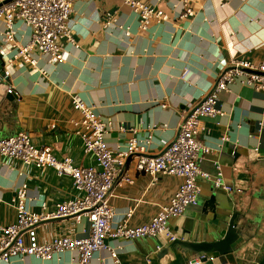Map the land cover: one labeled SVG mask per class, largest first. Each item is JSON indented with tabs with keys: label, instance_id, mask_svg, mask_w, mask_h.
Returning a JSON list of instances; mask_svg holds the SVG:
<instances>
[{
	"label": "crops",
	"instance_id": "crops-1",
	"mask_svg": "<svg viewBox=\"0 0 264 264\" xmlns=\"http://www.w3.org/2000/svg\"><path fill=\"white\" fill-rule=\"evenodd\" d=\"M179 2L162 0L170 20L144 32L137 15L121 0H75L70 28L77 46L63 41L64 62L52 64L48 56L35 54V67L17 60L10 67L11 77L0 79V134L9 137L28 132L36 147H50L58 159L69 157L77 166L99 167L93 155L85 154L72 123L82 118L73 105L77 96L107 124L105 138L112 150L124 151L129 129L134 128L148 154L161 152L228 63L233 59L264 63V0H191L195 15L184 20L178 19L182 13ZM3 30L0 24V38ZM16 31L20 44L29 40L23 23L16 24ZM4 63L0 58V69ZM11 87L15 99L7 101ZM217 107L222 115L204 119L205 130L198 136L209 148L208 154L199 155V167L208 176L197 181L199 203L171 220L169 231L177 238L203 239L223 213L238 214L243 252L256 257L253 264H258L264 256V94L237 81L221 95ZM236 152L241 157L234 164ZM135 166L134 157L123 170L135 183L119 180L112 190L114 225L123 223L130 212L131 226L149 222L169 204L181 184L170 176L154 183ZM24 185L28 207L34 212H40L42 204L53 209L79 195L72 179L58 176L52 168L38 169L1 158V225L16 222L13 200ZM215 193V201L210 202ZM37 233L41 242L57 235L83 238L89 235V224L85 218L79 224L52 221ZM169 242L166 234L109 239V250L96 254L94 264H149L151 252ZM10 264H76V255L67 252L51 261L29 256Z\"/></svg>",
	"mask_w": 264,
	"mask_h": 264
},
{
	"label": "built area",
	"instance_id": "built-area-1",
	"mask_svg": "<svg viewBox=\"0 0 264 264\" xmlns=\"http://www.w3.org/2000/svg\"><path fill=\"white\" fill-rule=\"evenodd\" d=\"M75 0H0L1 33L0 58L4 66L0 69V79L10 78L17 60L35 67V54L48 56L52 64L65 60L63 41L77 46L70 28ZM138 17L141 31H148L154 24L168 22L169 16L161 6L162 0H121ZM182 13L179 20L194 17L191 0H180ZM110 20V16L108 18ZM23 23L29 31V40L20 44L16 38V24ZM107 25L109 22L106 23ZM126 35L130 30L126 28ZM15 52L13 56H10ZM240 81L264 94V63H254L242 59H233L220 72L212 89L184 116L175 139L168 143L158 154L150 155L145 145L139 143L137 131L129 129L130 137L124 151H114L108 145L105 136L107 124L79 97H73L74 109L81 113V120H73L76 134L84 143V152L93 155L99 167H80L69 157L58 159L50 147L39 148L33 143L28 132L20 131L9 137L0 134V159L22 162L26 166L38 169L52 168L60 177H70L79 195L71 200L56 204L49 209L42 204L40 212L28 207L26 185L19 188L13 200L17 212L14 224H0V264H10L16 258L35 257L51 261L54 257L72 252L76 255V264H94L96 254L109 250L107 240H137L153 238L166 234L169 241L176 239L169 231V222L182 216L189 207L199 203V178L208 177L199 167L201 152L208 154L198 136L205 130L203 120L222 115L217 105L222 94L229 86ZM14 94V89H8ZM151 142V137L146 141ZM135 157L136 171L156 182L161 176L175 177L181 184L167 206L147 223L131 226L129 220L133 213L126 216L123 223L114 225L115 211L110 203L112 190L119 181L132 185L134 178L123 170ZM219 181L216 187H220ZM85 218L89 224V235L74 238L69 235L54 236L48 242H41L37 230L43 224L52 221L73 220L79 224ZM112 257L118 263L117 254ZM148 263L151 262L148 260ZM195 264H201L197 259Z\"/></svg>",
	"mask_w": 264,
	"mask_h": 264
},
{
	"label": "water",
	"instance_id": "water-1",
	"mask_svg": "<svg viewBox=\"0 0 264 264\" xmlns=\"http://www.w3.org/2000/svg\"><path fill=\"white\" fill-rule=\"evenodd\" d=\"M14 99L11 94L6 97L7 101ZM1 106L0 104V112ZM240 157L238 152L234 154V164ZM215 199L216 193L210 202H214ZM237 219L238 214L226 216L223 213L219 216L216 227L211 229L205 238L176 237L165 247L151 252L149 261L151 264H195L197 259H201V264H253L256 257L247 256L243 252L241 244L244 240L238 231ZM257 263L264 264V256Z\"/></svg>",
	"mask_w": 264,
	"mask_h": 264
}]
</instances>
